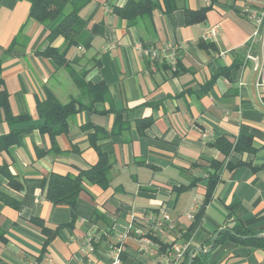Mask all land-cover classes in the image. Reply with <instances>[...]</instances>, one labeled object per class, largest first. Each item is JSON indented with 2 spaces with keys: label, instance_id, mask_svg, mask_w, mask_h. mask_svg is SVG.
<instances>
[{
  "label": "crops",
  "instance_id": "1",
  "mask_svg": "<svg viewBox=\"0 0 264 264\" xmlns=\"http://www.w3.org/2000/svg\"><path fill=\"white\" fill-rule=\"evenodd\" d=\"M125 2L91 0L79 11L88 25L66 57L75 70H85V80L104 82L109 97L93 110L77 112L67 132L52 142L39 129L38 102L50 91L66 103L79 90L68 71L36 52L47 44L48 27L28 18L29 2L0 0L1 77L11 113L28 116L13 123L0 118V136L20 133V142L0 150V166L7 165L15 177L9 181L0 173V190L18 202L14 207L0 198V264H108L106 249L117 233L130 221L152 232L160 208L171 218L160 239L181 244L184 254L206 249L232 200L239 202L246 226L264 227V87L257 85L264 25L250 41L254 24L245 15L246 7L262 0H159L152 18L135 26L112 10ZM187 10L202 17L186 22ZM210 25L219 27L218 36L204 41L201 35ZM52 46L63 47L62 37ZM138 46H174L175 68L162 56L140 55ZM96 129V145L112 160L109 185L84 183L69 226L70 207L48 201L44 184L51 173L75 175L97 161L90 141ZM222 136L232 148L210 202L192 226L206 191L207 161L221 157L213 142ZM36 219L52 230L63 226L46 243ZM158 253L171 257L160 250L143 253L133 231L123 242L126 264H159ZM208 264H264V252L215 245Z\"/></svg>",
  "mask_w": 264,
  "mask_h": 264
},
{
  "label": "trees",
  "instance_id": "2",
  "mask_svg": "<svg viewBox=\"0 0 264 264\" xmlns=\"http://www.w3.org/2000/svg\"><path fill=\"white\" fill-rule=\"evenodd\" d=\"M29 2L28 18L34 19L43 26L48 27V31L44 36L46 46L36 52L41 56L50 58L57 67H62L70 74L74 84L79 90L78 97H71L66 103H60L56 97L47 91L46 98L38 102L37 113L43 120L39 129L48 133L52 142L60 133H66L68 130V122L77 112L82 110H93V105L98 101L107 100L109 97L107 85L99 81L93 83L85 80V70H75L70 60L67 59V50L77 45V39L80 33L87 28L88 20L80 17L79 11L83 6L91 0H26ZM164 3L168 0H163ZM160 8L159 0H126L121 6H113V12L122 18L127 26H135L145 18H152L153 11ZM202 12L186 11V22L200 20ZM57 20V21H56ZM52 23L53 26H50ZM62 37L63 47L52 46L55 38ZM11 48L6 49L9 53ZM99 62L94 61V66ZM86 99V100H83ZM0 118L8 123L17 122L28 118L25 115H13L10 111L8 94L3 85L1 77V61H0ZM145 125L150 123L149 119L145 120ZM117 124V122H116ZM117 126V125H116ZM97 129L90 135L91 144L94 145L97 152V161L89 168L79 170L75 175L51 173L44 184L45 197L54 204H66L71 210V219L69 226H73L76 218L75 209L79 193L83 190L84 183H94L102 188L109 185L110 170L112 160L108 153L101 150L96 145ZM115 131V129L113 130ZM244 137V138H243ZM241 139L248 143L250 137L243 135ZM20 142V133L10 131L0 136V150L7 148L9 145ZM213 146L218 149L221 157L207 161L206 167V191L201 205L193 216L192 226L197 223L204 212L206 205L210 202L214 189L220 180L219 169L226 156L229 155L232 143L225 136L217 138L213 142ZM264 148V146H263ZM37 149V154H40ZM0 173L8 178L9 181L15 180L13 174L9 171L7 165L0 166ZM191 182L189 186L194 184ZM188 187V186H187ZM185 188V187H179ZM0 198L6 203L17 207L18 202L9 195L0 190ZM239 202L232 200L228 203L226 214L222 227L214 232V245L232 244L235 246H243L248 248L260 249L264 252V227L251 228L246 226L240 219L238 214ZM39 226L40 231L46 236V243L58 233L63 226L59 225L54 230L44 226L41 221L33 220ZM149 235L157 242L158 250L171 251L172 243L162 241L159 235L149 233ZM212 238L205 243L206 249L211 245ZM212 247V248H213ZM192 250V249H191ZM184 254V257L178 264H208L210 252H193L192 260L189 263L190 251Z\"/></svg>",
  "mask_w": 264,
  "mask_h": 264
},
{
  "label": "built area",
  "instance_id": "3",
  "mask_svg": "<svg viewBox=\"0 0 264 264\" xmlns=\"http://www.w3.org/2000/svg\"><path fill=\"white\" fill-rule=\"evenodd\" d=\"M245 15L247 19L254 24V30L250 35V41L258 36L260 32V26L264 25V0L259 4L258 7L249 6L245 8ZM219 33V27L217 25H210L207 27L201 35V38L204 41H213L216 39ZM139 54L150 59H156L158 56H162L165 61H167L173 68H175L177 63V50L174 46H167L161 49L157 48H142L138 46ZM257 85L264 87V65L260 67L258 71ZM160 218L156 220L152 227V232L156 235L164 236L166 228H170L171 218L169 214L163 209L160 208ZM187 217H192V214H187ZM133 231V233L139 238L141 242V249L146 255H152L153 251L158 252L157 242L149 235V232L144 231L140 227H136L133 224V221H130L125 229L122 232L117 233V241L111 242L108 244L106 249V256L108 258V264H126L122 259V247L123 242L125 241L128 233ZM88 251H92L91 244L86 245ZM171 257H168L167 254L158 253L156 256L157 262L159 264H178L180 259L184 255V247L173 242L171 245L170 251ZM87 264H95L91 261H88Z\"/></svg>",
  "mask_w": 264,
  "mask_h": 264
},
{
  "label": "water",
  "instance_id": "4",
  "mask_svg": "<svg viewBox=\"0 0 264 264\" xmlns=\"http://www.w3.org/2000/svg\"><path fill=\"white\" fill-rule=\"evenodd\" d=\"M214 237H215V234L212 236V243H211V245L207 248V249H202V248H200V247H196L195 249H192L191 251H190V258H189V263L191 262V260H192V256H193V252L194 251H197V252H203V253H208V252H210V250H211V248L213 247V245H214Z\"/></svg>",
  "mask_w": 264,
  "mask_h": 264
}]
</instances>
